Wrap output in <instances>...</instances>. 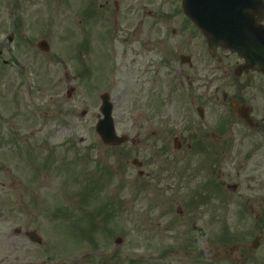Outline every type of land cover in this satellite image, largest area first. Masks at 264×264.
<instances>
[{"label":"flooded vegetation","instance_id":"1","mask_svg":"<svg viewBox=\"0 0 264 264\" xmlns=\"http://www.w3.org/2000/svg\"><path fill=\"white\" fill-rule=\"evenodd\" d=\"M124 1L0 0V98L11 85L12 73L39 74L42 68L54 74L74 72L80 67L76 48L86 47L87 37H104L107 26L120 29L123 37H137L144 46L151 43L150 38L156 39L162 26L168 35L162 43L164 67L171 71L172 63L178 64L181 90L191 102L205 103L213 111L212 130L192 136L187 147L186 137H180L177 153L186 150L180 156V184L186 188L193 181L198 156L211 144L210 163L217 175L214 191H239L240 186L231 188L227 183L230 171L239 164L247 176L248 209L264 219V74L247 67L235 54L220 48L210 52L204 37L183 15L180 0H132L128 6ZM261 23L264 28V18ZM41 25H52L53 34L60 37L51 57L39 53ZM66 79L65 87L69 88L72 79ZM162 148L167 162L163 174L169 175L172 151Z\"/></svg>","mask_w":264,"mask_h":264},{"label":"rangeland","instance_id":"2","mask_svg":"<svg viewBox=\"0 0 264 264\" xmlns=\"http://www.w3.org/2000/svg\"><path fill=\"white\" fill-rule=\"evenodd\" d=\"M118 49H121V47ZM131 59H135L133 53H130L127 59L124 54L117 55L112 62L109 61L110 65H108V75L115 81L114 83L111 82L109 86H102L101 80L98 79V82L93 81L88 88L78 90V93L71 100L64 90L52 89L45 85L41 86L43 72H39L38 75L39 88H11V98L0 108V130L4 129L6 131L5 134L0 135V264H97L103 258L101 256L102 251L99 250V244L97 248L91 245L89 248L84 247L85 242L81 243L80 239L73 236L72 229L74 228L65 229V226L59 221H48L46 214L54 211L47 212L43 205L39 207V195L45 200L47 198L49 210H52L56 205L57 209L62 210L58 205L66 207L67 204L70 205V210L77 209L73 208L75 199L71 200L70 195L80 192L82 184L75 183L74 177L89 171L93 166V163L92 166H89V160L85 155L88 154L93 161L107 155L104 148L89 149V144L97 140L93 131L100 119V97L103 93H109L111 96L114 105L113 117L117 130L127 128L125 131H130L129 133L136 131L132 123L135 109L132 103V95L135 92V73L133 72L135 68L133 63L130 62ZM104 73L105 70L102 74L107 77L108 75L105 76ZM33 81H36L35 77H33ZM44 82H46V78H44ZM96 83H99V85ZM70 107L72 109L70 117H61L64 109ZM179 109L183 112L186 105L180 106L175 103L170 106L169 115L172 118L171 125H173V129L180 120L177 116ZM144 110L145 108L142 107V114L148 115L151 112V110L148 112L147 109L146 112ZM61 121L67 124V127L71 128L74 133H69L68 129H63L65 127L62 128ZM57 130H63L65 135L58 133ZM10 132H12L11 135ZM178 133V130H173L172 135ZM66 140L71 142L69 148L66 145L64 147ZM39 146H42L40 149L43 153L41 154L47 155L52 152L59 158L68 157L70 160L79 157L77 165L81 164V166L75 164L64 165L61 161L58 164H53L51 161L45 162L46 156L43 158L41 154L39 155ZM145 153L147 154L146 149H144V152L138 150L131 154L139 159L147 160ZM82 154H84L85 160L81 159ZM103 163L111 167L108 160H103ZM124 169L127 172L131 171V168L127 165ZM116 174L117 171L113 170V176ZM38 178L40 185L42 183L40 192L39 185H37ZM109 183H111L109 184V193L106 196L116 195L122 197L130 205V211L127 212L128 214L125 217L112 218V226L108 230L109 232L112 230V232L106 236L107 241L104 242V245L110 249L111 247L107 245L111 244L114 248L113 240L115 237H122L124 244L120 255L124 260L122 262L117 260L108 264H131L133 254L141 251L142 247H146L144 242L151 238V235L142 232L138 234L131 228L137 224L142 213V210L136 207H140V203L133 201L135 194L132 186L122 187L116 185L117 182ZM52 186L56 190V195L50 197ZM96 198L99 201L102 199L99 196ZM88 201L91 204L98 202L93 197H90ZM71 206L74 210L71 209ZM82 206L84 205H79L78 208ZM39 208L41 212H39ZM87 209L89 210V208ZM79 212L81 211L78 209ZM235 213V209H229L228 212H223L220 216H217V218L229 217L231 233L237 231L239 223L237 217H235L238 215H235ZM150 214L154 215V213ZM211 219L210 217L205 218V222H199L198 225H204L205 227L207 223L212 221ZM243 220L250 221L246 217ZM87 226L83 225L81 227L88 230ZM124 228L129 229L121 231ZM18 230H21V232L18 233ZM239 230L249 233L247 225L240 227ZM27 231L37 232L43 239L44 244L39 246L31 243L25 236ZM217 232L209 233L205 228L199 231L198 240L195 239L194 252L201 261L208 262L211 259L222 258V256L224 258L231 257L227 253L221 252L226 246L221 249L217 245L218 237L223 236V234H217ZM257 232L264 233V230H258ZM235 236L238 241H241L240 246L244 247L245 244H250L251 239L254 237L250 233L236 234ZM170 239L160 240V242L169 243ZM229 247L227 245V249ZM192 254L183 251L177 257L176 264L193 263L194 261L190 259ZM240 254L245 255L243 264H264V245L248 257V253L243 249ZM85 255L90 256L91 260L86 258ZM235 257L239 258L240 256L235 254Z\"/></svg>","mask_w":264,"mask_h":264},{"label":"water","instance_id":"3","mask_svg":"<svg viewBox=\"0 0 264 264\" xmlns=\"http://www.w3.org/2000/svg\"><path fill=\"white\" fill-rule=\"evenodd\" d=\"M195 10L193 17L199 19V26L207 35L221 37L232 42L233 35L247 33L246 25L240 19V11L248 7L261 6L262 0H189Z\"/></svg>","mask_w":264,"mask_h":264}]
</instances>
